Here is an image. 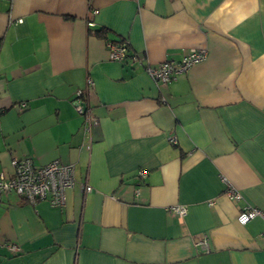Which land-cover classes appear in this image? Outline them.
<instances>
[{
    "label": "crops",
    "instance_id": "crops-1",
    "mask_svg": "<svg viewBox=\"0 0 264 264\" xmlns=\"http://www.w3.org/2000/svg\"><path fill=\"white\" fill-rule=\"evenodd\" d=\"M24 157L74 184L60 207L0 195V264H264V218L237 219L264 214V0H0V172Z\"/></svg>",
    "mask_w": 264,
    "mask_h": 264
},
{
    "label": "built area",
    "instance_id": "built-area-1",
    "mask_svg": "<svg viewBox=\"0 0 264 264\" xmlns=\"http://www.w3.org/2000/svg\"><path fill=\"white\" fill-rule=\"evenodd\" d=\"M96 12V11H95ZM18 19L17 22H21ZM91 27L93 23L88 22ZM109 57L113 61H122L128 54L127 45L124 42L107 43ZM206 52L203 49L191 50L183 54L178 61L164 60L156 66H146L145 72L156 84L165 85L177 77V75L184 73L190 69L194 64L202 61L205 58ZM134 61L141 63L139 57L133 56ZM91 84V80L87 81ZM82 91H77V97H80ZM77 112L84 115V128L93 118L89 115L88 110L80 98L75 99ZM170 139V138H169ZM172 140V138L170 139ZM11 173L9 175L0 172V195L10 191L28 200L30 203H35L39 200H46L55 207H60L65 202L66 190L71 188L74 184L73 180V165L69 163H62L55 159L45 165H36L32 157L13 158L10 162ZM144 170H139L137 177L145 176ZM82 190L90 191V186L81 184ZM226 194L230 198L238 199L240 195L230 185L227 186ZM170 210L178 217H183L187 212V207L183 204L173 205ZM260 216L264 218L263 212L254 206H248L240 210L237 219L239 223L245 224L251 219ZM264 237V229L261 232ZM197 245L204 252H209L208 240L203 237L197 241ZM10 250H16L17 247L8 244Z\"/></svg>",
    "mask_w": 264,
    "mask_h": 264
}]
</instances>
